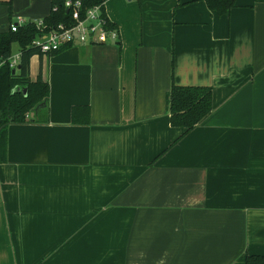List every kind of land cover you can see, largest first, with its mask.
Listing matches in <instances>:
<instances>
[{
	"label": "crops",
	"instance_id": "obj_1",
	"mask_svg": "<svg viewBox=\"0 0 264 264\" xmlns=\"http://www.w3.org/2000/svg\"><path fill=\"white\" fill-rule=\"evenodd\" d=\"M50 0H0V31ZM116 39L34 54L0 145V264H244L264 254V0H105ZM19 52L17 49L12 54ZM177 84L212 87L182 137ZM80 109L78 118L72 108Z\"/></svg>",
	"mask_w": 264,
	"mask_h": 264
},
{
	"label": "trees",
	"instance_id": "obj_2",
	"mask_svg": "<svg viewBox=\"0 0 264 264\" xmlns=\"http://www.w3.org/2000/svg\"><path fill=\"white\" fill-rule=\"evenodd\" d=\"M105 0H81L80 14L85 9ZM209 8L218 13L227 12L235 0H205ZM43 27L39 28L34 20L17 25L12 30L0 31V145L5 142L6 128L10 123L31 120L29 114L35 106L46 103L49 84L39 72L34 78L30 76V59L34 54L44 53L38 45L32 43L35 35H43L58 23H74L71 10L64 0H50V10L42 17ZM108 26L115 24L109 20ZM17 43L19 60L15 71L9 66L8 57L12 55V44ZM26 88L24 93L23 89ZM212 87L209 85L177 84L174 81L169 90V119L173 126L182 127V132L175 139L182 137L212 109ZM88 112L86 106L72 108V117L78 118L77 111ZM244 264H264V254L247 253Z\"/></svg>",
	"mask_w": 264,
	"mask_h": 264
},
{
	"label": "built area",
	"instance_id": "obj_3",
	"mask_svg": "<svg viewBox=\"0 0 264 264\" xmlns=\"http://www.w3.org/2000/svg\"><path fill=\"white\" fill-rule=\"evenodd\" d=\"M64 4L71 10L74 23L66 25L58 23L43 35H35L32 43L38 45L43 52L58 50L63 45L73 41L105 42L116 39L117 28L108 26L109 17L104 11V1L85 9L84 15L80 14L81 0H64ZM35 24L43 27V19H33ZM22 20L11 22L9 27L14 30ZM19 52L8 57L9 66L16 68Z\"/></svg>",
	"mask_w": 264,
	"mask_h": 264
},
{
	"label": "water",
	"instance_id": "obj_4",
	"mask_svg": "<svg viewBox=\"0 0 264 264\" xmlns=\"http://www.w3.org/2000/svg\"><path fill=\"white\" fill-rule=\"evenodd\" d=\"M12 71L14 72V71H15V68H13ZM23 91H24V93H25V92H26V88H24ZM43 104H44L43 102L38 103V104L35 106L34 110L36 111V110L39 109L41 106H43Z\"/></svg>",
	"mask_w": 264,
	"mask_h": 264
},
{
	"label": "rangeland",
	"instance_id": "obj_5",
	"mask_svg": "<svg viewBox=\"0 0 264 264\" xmlns=\"http://www.w3.org/2000/svg\"><path fill=\"white\" fill-rule=\"evenodd\" d=\"M17 49V43H13L12 44V52L15 51Z\"/></svg>",
	"mask_w": 264,
	"mask_h": 264
}]
</instances>
